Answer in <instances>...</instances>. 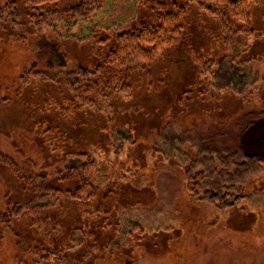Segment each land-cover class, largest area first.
<instances>
[{"label":"rangeland","instance_id":"374dc122","mask_svg":"<svg viewBox=\"0 0 264 264\" xmlns=\"http://www.w3.org/2000/svg\"><path fill=\"white\" fill-rule=\"evenodd\" d=\"M11 1L0 0V6ZM153 1L108 0L92 19L60 33L31 34L1 23L0 154L27 179L37 180L24 184L0 164V216L8 201L23 211L13 230L0 223V264H264V149L249 161L240 148L248 126L264 120V4L252 10L249 21L241 16L226 22L223 15L195 12L190 53L181 50L161 60L150 74L142 71L141 76L131 66L124 75L123 93H134L144 78L159 90V98L139 92L128 103L124 97L110 99L117 68L95 50L110 46L147 17V3ZM98 34L112 39L97 44L99 38L93 37ZM220 40L226 42L224 53H218ZM81 68L97 70V78L111 84L94 86L95 105L65 122L54 102L64 95L74 100L66 92L69 86L74 92L84 88L76 98L88 101L87 84L76 73ZM69 73L70 85L61 78ZM36 74L56 82L40 81ZM225 77L235 92L217 86L226 83ZM179 94L185 101L180 105ZM77 125L82 128L76 133L86 140L81 148L96 149L98 168L91 179L99 189L98 202L111 206L108 217L115 223L100 231L91 220H82L76 230L72 220L61 223L52 211L42 230L31 229L27 210L36 205L37 187H54L57 174L70 170L45 144L46 133L60 126L71 138ZM133 135L138 143L131 147L127 142ZM171 155L192 164L201 195L218 194L226 199L217 201L224 207L189 195L183 172L167 159ZM131 224L145 234L129 235Z\"/></svg>","mask_w":264,"mask_h":264},{"label":"trees","instance_id":"16d2710c","mask_svg":"<svg viewBox=\"0 0 264 264\" xmlns=\"http://www.w3.org/2000/svg\"><path fill=\"white\" fill-rule=\"evenodd\" d=\"M73 0H13L4 6H0V26L2 22L9 21L13 27H20L22 30L26 29L29 33L38 32H58L60 33L63 28L70 29L74 26H78L81 22H87L92 19L101 6L108 0H74L73 4H67V2ZM260 4H264V0H154L153 2L147 3L149 8V14L141 22H139L133 28L123 31L114 37V42L110 46H100L98 50H95V54L98 57H105V63H109L110 68H117L118 76L117 84L114 87V92L109 97L110 99L114 97L123 98L126 102H131L135 95L139 92L145 96L159 98V90L155 89L150 83L145 84L144 78L141 79L140 85L136 83L137 89L134 93H123L122 89L126 86L127 75L131 71V66L139 68L141 71V76L146 71L150 74V69L163 59H172L179 56L181 50L190 53L193 48L194 40V26L193 22L195 20V12L201 14H214L223 15V19L226 22L228 20H238V18H247L249 21L251 17V12L257 8ZM226 15L224 16V13ZM263 23H264V12H263ZM250 32L253 34V30L250 28ZM94 39H98V43H104L105 41H110L112 38L107 35L103 40L102 35H95ZM218 53H224L225 50V40H220ZM102 45V44H101ZM215 47L217 43L215 41ZM217 52V51H216ZM126 68L123 70L122 67ZM80 80L87 84V89L84 92L85 99L88 101H81V97H77L79 92L84 90V88L79 87V89L74 92V87L69 86L66 92H69L70 96L74 99L72 102L68 100L66 95L61 100L55 101L57 107L56 112L58 115L66 122L67 120L75 119L74 116L79 114L87 106L92 107L95 105L94 97L96 96V89L107 88L110 81L104 82L97 78L96 72L86 70L85 68L78 69L76 72ZM69 73L64 77L61 75L62 79L66 81L68 85L72 84L69 82ZM40 81L44 82H56L55 78L47 74H36ZM77 76V78H78ZM218 78V77H217ZM226 78V77H225ZM244 79V77H243ZM123 80V83L120 81ZM225 82L217 84V86L222 87L221 90L233 93L234 83L230 82L228 78ZM264 81V79H263ZM162 83V80H161ZM264 87V84H263ZM96 93V94H95ZM155 94V95H153ZM102 94H99L101 96ZM201 97L204 94H199ZM183 96H178V104L184 103ZM152 100V99H151ZM53 100H50L52 104ZM85 102L87 104H85ZM213 102V101H211ZM50 104V107L52 108ZM81 126L72 127L71 133L73 137H69L68 132H64L60 126L53 127L49 132L46 133L45 144L49 147L53 154L60 157V163H65L68 165L70 170L66 173H58L54 179V187L49 183L46 187L38 188L37 186V201L36 205L28 209L27 212L30 218V228L42 230L43 224L51 220L50 212L59 214L61 216V223L66 220H72V228L80 230L81 227L78 225L82 220H91L93 225L102 231L108 226L111 227L115 223L114 217H108L111 213V206H106L99 201L100 193L99 189L94 185L93 180L94 173H96L98 168V163L93 156L96 149L87 148L83 149L86 140L80 137L76 131L81 129ZM79 132V131H78ZM246 134V136H245ZM264 120L251 123L248 126L247 131L245 130L240 138V148L244 153H248V158L255 160L260 153L261 148L264 149ZM77 137V139H76ZM132 140L127 142L132 147L137 142L134 135ZM246 138V139H245ZM263 138V140H262ZM247 141V144L245 142ZM92 144V143H89ZM260 148V149H259ZM118 154V153H117ZM80 157L81 160L85 162H80L76 159H70L71 157ZM164 156V155H163ZM166 158V156H164ZM170 162H173L178 166L185 178L186 190L192 197L199 198V200H205L217 208H223L224 205H218L217 201L226 202L222 197L220 198L218 194L210 192L201 195L202 184L196 178L193 173V165H186L182 159L177 158L176 155H171L167 157ZM261 161V160H259ZM80 162V169L73 167L76 163ZM0 164L7 167L22 183H33L37 180L36 177L27 179L18 168V166L7 156L0 154ZM24 183V184H25ZM61 183H66L69 186L67 191H63L60 188ZM109 197V196H108ZM106 197L104 201L108 198ZM226 198V197H225ZM103 206V208H102ZM234 205H231L232 207ZM7 211L0 216V223L3 224L9 230H13L14 224L18 222L22 209L19 207H13L11 202H7ZM108 208V209H106ZM104 209V211H102ZM107 210V211H106ZM45 216H44V215ZM40 215H43L41 218ZM89 227L91 225L89 224ZM129 235L134 236L138 234L142 236L145 234V229L138 224H131L128 227ZM3 242V233H0V244Z\"/></svg>","mask_w":264,"mask_h":264}]
</instances>
